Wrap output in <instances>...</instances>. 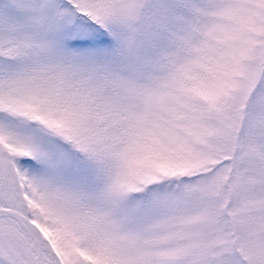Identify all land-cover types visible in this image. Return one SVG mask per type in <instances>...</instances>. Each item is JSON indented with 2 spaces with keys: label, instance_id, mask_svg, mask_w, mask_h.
Instances as JSON below:
<instances>
[{
  "label": "snow or ice",
  "instance_id": "obj_1",
  "mask_svg": "<svg viewBox=\"0 0 264 264\" xmlns=\"http://www.w3.org/2000/svg\"><path fill=\"white\" fill-rule=\"evenodd\" d=\"M0 264H264V0H0Z\"/></svg>",
  "mask_w": 264,
  "mask_h": 264
}]
</instances>
